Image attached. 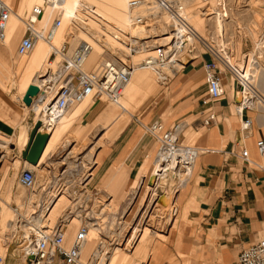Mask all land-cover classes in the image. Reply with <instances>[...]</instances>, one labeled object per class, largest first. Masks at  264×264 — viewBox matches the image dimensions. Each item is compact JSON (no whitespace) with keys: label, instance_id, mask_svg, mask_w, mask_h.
Returning <instances> with one entry per match:
<instances>
[{"label":"rangeland","instance_id":"rangeland-1","mask_svg":"<svg viewBox=\"0 0 264 264\" xmlns=\"http://www.w3.org/2000/svg\"><path fill=\"white\" fill-rule=\"evenodd\" d=\"M4 1L12 5L15 12L20 16L29 12L35 4L42 3L41 0ZM58 1L59 0H56V4L59 6L61 5L60 18L62 20V28L57 35V43L62 44L66 42L68 48L73 49L78 44L82 43L80 41H90L89 37L84 35L89 34L91 31V33L94 34L92 36L93 39H95V41L98 39L95 49L98 54L96 62L101 59L102 53L121 55V52H125L120 49L124 48V43L121 42V45V43L118 42V37L122 36L119 35V33L123 34L124 32H128V0H120V3H123L120 6L115 3L117 0ZM179 1L184 2L189 12L190 22L197 31L206 34V29L210 27L211 30L215 32L221 30L225 33L224 39H222L221 42L225 50H227V60L230 64H233L235 68L241 70V73H244L246 78L250 80V89L256 91L264 99V0H227L229 4V9L227 11L228 18L223 20L217 19V17L211 18L207 16V13H204L205 6L207 5L204 3V0ZM48 6L50 7V5ZM212 6H214V4ZM49 7L46 8V10L49 14L52 11V14L48 19V24L51 23L55 12L52 7ZM65 9L70 13L69 16L66 15ZM155 13V18H157L155 23L160 27H166V25L169 24L168 17L158 12ZM67 17L69 19H67ZM11 21V30L14 33L13 38L8 44L0 45V62L4 61L5 68L8 70L5 75H0V91L2 94H8L12 99H15L26 91L28 86L34 82L43 69L45 71L44 63L48 52L47 46L40 43L29 55L22 58L17 57L15 48L21 38L23 25L22 22L18 21L15 17H12ZM147 29L150 28H145L144 31L138 32L134 30V32H130V34L132 33V36L136 35L138 37H143L146 36L148 32H151L147 31ZM154 36L155 35H150L149 38H146L148 41L147 44L150 45L154 43V39H156ZM73 37H82V39L77 40L73 39ZM39 47L46 52V56L37 70L29 77L31 80L27 86L22 85L21 78L19 79L21 75L19 76L17 65L21 63L22 60L25 61L31 57H35ZM202 53L203 55H207L204 50H202ZM134 54L136 55L131 58L133 62H137L144 57V53L141 51L135 52ZM187 59L188 56L184 55L181 58L182 64L185 63ZM93 65H86L85 63L84 68L90 69ZM180 68L182 67H178V69ZM221 69L223 72L227 73L230 83L237 86V80L233 72L230 71V66H221ZM145 71L153 78L152 89L149 92L144 91L146 95H140V101L129 106V113H127L128 124L133 123L136 118L142 119L143 123L147 122L144 119L145 114H141V112L148 104L156 100V97L162 90L166 89L171 82L169 79L172 78L175 72L170 69L159 72L152 68H147ZM239 91L238 87L237 96L240 101L241 96ZM4 98L6 97L4 96ZM8 101L18 112H25L24 115H27L30 111L27 110V108L31 109L30 116L35 118L36 121L44 118L41 116L40 110L47 103L34 105L32 108L27 106L23 112L14 104V101H10L9 99ZM93 103L94 106L96 105L100 110H104V108H116L115 110L117 112L120 111L117 105L107 102L97 103V101L94 102L93 100L82 103V106L87 108ZM256 103L258 104L254 105L253 109L250 110L264 113V108L259 107V105H264V102L260 100ZM78 105L79 103L73 104L65 115L69 116ZM7 110L10 111L8 108ZM7 110L5 108L1 110L4 116L7 115ZM86 113L87 112H83L82 115L74 118L72 126L76 123L80 124V121L83 119L82 117H84ZM161 114L162 119L166 121L169 116V110ZM191 118L192 117L188 118V121H190ZM90 120L88 116V119H85L84 123L87 124ZM103 122L104 120L101 121V123ZM8 123H10L12 127L19 125L7 121L4 122V124ZM107 124L109 123H106V121L103 125H97L95 122L90 125L85 135L75 140H73L75 138L73 132L75 128L71 126L57 143L51 145L44 159H40V161H42L40 164L41 166H35L34 172L37 183L32 189H25L17 182L19 171L27 166L22 165L21 162H14L15 159H18L16 155L21 152L23 148L20 149L15 144V137L5 136L7 141L9 139L6 147L8 153L5 155V152L1 150L2 148L0 147L1 156L3 154L5 155L2 172L4 169H7L4 180L0 181V234L5 237L11 234L10 224L16 219L13 208L17 207L23 218H30V223H28V219H23L22 222H20L21 230L18 231V233L27 231V227L32 232V230H34L33 227L44 229L63 223L67 229V238L69 239L75 235L81 223L86 224L90 232L85 243L86 245L82 250L83 259H87L91 253L97 249L100 251L98 264H105V262L109 261L108 256L110 252L117 248L115 254L117 255L119 253L121 260L113 264H148V260L151 257L150 250L153 249V254H156V248L159 246V243H171V245L174 243L175 257L181 259V263L184 264V261L188 260V258L181 253L182 250H180V246L181 243H183L182 241L185 240L184 225L186 221L184 217H181L180 195L186 181L190 178L189 175L186 177L179 175L180 179H178L174 176L175 174H173L172 168H170V170L166 172L164 178L158 181V187L157 174L161 166L157 164L153 176V178L156 179L152 180L150 185L147 186V182L142 183V179L139 178L138 181L135 180L131 184V191L128 195L123 191L121 193L119 192L122 177L126 175L124 172L110 175L108 177V188L106 189L97 190V187L94 190L66 192L50 189L48 187V185L53 184L52 177L56 176L62 169L64 170L66 167L73 165V162H75L74 159L77 156L85 155L86 159L90 161L91 170L96 166L95 156L97 152L107 145L108 142L113 141V132L108 129L109 127H106ZM43 128L47 133L48 129H45V127ZM124 128L120 131L122 132ZM198 135V133L190 135L189 130H185L180 141L183 145L189 144L201 147L202 145L196 144ZM154 146L155 149L150 158L152 165L150 169H148L146 176L154 170V161H158L157 159L154 160L158 149L156 142H154ZM14 153H16V155ZM71 155H75L76 157H72ZM256 159L264 162V159L259 156ZM61 160L63 161L61 162ZM146 161H148V159ZM148 166L149 162L146 167L148 168ZM146 176L142 178L147 181L148 178H146ZM183 181H185V183ZM159 189L164 191L167 190L168 192V194L164 192L163 195L166 197L163 202L157 200L159 197L161 198V196H163L156 193ZM169 206L170 209L172 208L174 211L169 212ZM6 242V246L8 247L1 248L2 252L5 253L4 264H30L28 261H23L26 246L22 243L20 237L15 236L11 240L7 239ZM144 247L147 248L145 252L142 251ZM234 257L236 258L235 264H238L237 252L234 254Z\"/></svg>","mask_w":264,"mask_h":264},{"label":"crops","instance_id":"crops-1","mask_svg":"<svg viewBox=\"0 0 264 264\" xmlns=\"http://www.w3.org/2000/svg\"><path fill=\"white\" fill-rule=\"evenodd\" d=\"M50 14L47 20L51 16ZM44 16L40 25L45 22ZM57 35L55 44H59ZM93 35L90 31L84 36L89 37L95 43L93 45L94 53H96L98 39L95 41ZM79 39L81 40L82 37L77 38V40ZM48 56L49 53L46 58L44 57L45 60ZM208 59V55H203L199 59H187L182 68L175 70L166 89L162 90L156 100L148 104L141 114H145L144 119L147 121L145 123L161 119L169 125L173 121L185 120L184 129L189 130L190 135L199 134L196 144L209 149L195 160L189 175L190 178L186 181L180 195L181 217H184L186 221L184 225L185 240L180 246L181 253L188 258L184 264H235L234 254L252 244L264 232V172L252 165H247L238 155L239 146L243 143L248 149L250 157L257 160L255 141L258 138L264 140V113L254 112L250 109L238 111L237 86L230 83L226 72L222 74L223 97L210 105H203L202 99L206 95L207 85L202 61ZM22 62L17 65L19 76ZM7 71L4 61L0 62V75H5ZM30 80L31 78H23L21 83L27 86ZM152 84V76L145 69H137L131 76L130 83L120 95L123 108L119 107V112L115 110L116 108L100 110L96 105L94 106V103L87 108L82 106L83 104H79L69 116L63 114L55 125L43 124L45 129H50L49 140L41 156L43 159L51 145L57 143L71 128L73 119L82 115L83 112L87 113L82 117L80 124L76 123L72 126L75 128L73 140L85 135L90 125L95 122L97 125H103L106 121L109 123L106 127H109L108 129L113 132V141L108 142L97 152L96 166L92 170L90 161L86 159L85 155L77 157L73 155L76 157L73 165L62 169L52 177L53 184L48 185L50 189L66 192L94 190L97 187V190L106 189L109 184L108 177L114 173L122 172L126 175L122 177L119 186L120 193L123 191L128 195L132 182L138 181L139 178L142 179V183L147 182L146 186L150 185L151 177L154 176L157 168L156 160L154 161V170L147 176L146 173L152 165L150 158L155 149V140L142 129L136 120L139 118L128 124L127 113H129V106L140 101V95H146L144 91H151ZM23 94L12 99L11 96L2 94L0 91V147L5 155L8 153L6 147L9 141L5 136L15 137V142L18 134L16 132L22 126L28 139L29 131L36 122V119L30 116L31 109L27 108L30 111L24 115L27 105L22 101ZM8 99L14 101V104L24 113L13 108ZM3 108L10 109V111L7 110L5 116L1 111ZM207 109L216 113L217 120L204 126L202 111ZM168 110L169 116L165 121L162 119L161 113ZM88 116L91 120L85 124L84 121L88 119ZM190 117L192 118L188 121ZM249 117L252 119L250 134L244 139L240 126ZM100 120H104V122L101 123ZM5 121L19 125L12 127L10 123L4 124ZM122 128L124 129L121 132ZM42 129L44 130V128ZM25 144L26 142L24 146ZM233 149L235 150L234 154L231 153ZM14 154L16 155V153ZM5 155L0 156V181H3L7 174V169L2 172ZM16 156L18 159H15L14 162H21L22 165L26 163L21 158L20 152ZM147 159L148 161H146ZM144 176L148 178L147 181L142 178ZM166 193L168 192L166 191ZM157 200L159 201V199ZM168 208L169 212L174 211L172 208L170 209V206ZM145 250H147L146 247L142 248V251L145 252ZM150 252L151 257L148 264H182L181 259L175 257L174 243L172 245L171 243H159L156 254H153V249ZM119 260H121L120 257Z\"/></svg>","mask_w":264,"mask_h":264},{"label":"built area","instance_id":"built-area-1","mask_svg":"<svg viewBox=\"0 0 264 264\" xmlns=\"http://www.w3.org/2000/svg\"><path fill=\"white\" fill-rule=\"evenodd\" d=\"M50 2L55 11L52 21L50 24L40 25L44 5L48 6L51 4ZM127 2L128 32L119 33L122 36L118 37V42L124 43V48L120 49L125 52H121V55L102 53L101 59L92 68L86 69L84 65L92 49L88 41L78 44L73 49L68 48L66 42L52 47L50 57L45 65V68L50 72L44 77L53 75L55 80L52 81L49 88L44 83L39 86V92L35 97H32V103L45 100L50 95V102L45 105L43 111L51 117L66 113L73 104L81 103L85 99L97 101V103L107 102L118 105L121 92L129 83L136 65L152 68L159 72L167 68L175 71L178 67H183L184 63L182 64L181 58L184 55H187L188 59H199L203 55L202 50L209 56L208 60L202 61L207 85L206 95L202 99L203 105H210L223 97L222 74L224 72L221 66H230V71L233 72L237 80V89L239 87L243 96V101L238 103L239 112L243 109H253V106L258 104L256 102L260 100L264 102L261 95L253 89L251 94L253 96L247 97L250 93V89H248L250 80L227 60L228 53L221 42L225 33L221 30L215 32L210 27L206 29V34L197 31L190 22L189 12L183 1L128 0ZM204 3L207 4L204 10L207 16L222 20L228 18L229 4L227 0H204ZM213 4L214 6H212ZM60 6L56 4V0L53 2L52 0H42L41 4H35L29 12L20 16L12 5L7 1L0 0V45H5L9 40V26L12 17L17 18L23 25L21 38L15 48L17 57L29 55L39 41L50 43L55 31L62 25ZM155 12L168 17L169 24L166 27H160L155 23L157 20ZM145 28H150L147 31H151L146 36H132L134 30L136 32L144 31ZM166 31L172 33L169 39L163 37L166 40L161 42L154 40L153 44H147L146 38H149L150 35H155L154 37L157 39L162 37ZM130 32L132 33L130 34ZM139 51L144 53V57L134 63L131 60V55ZM248 101L252 103V106L246 104ZM259 107L264 108V105H259ZM202 113L204 126L217 120L216 113L210 109L202 111ZM136 120L142 129L154 138L158 146L154 160L157 159L158 162L163 161L164 163L173 162L174 165L170 168L178 179H180L179 175L185 177L190 175L198 156L209 150L203 146L181 143L185 120L173 121L169 125L161 119H154L150 123H143L140 119ZM251 123L250 117L241 123L240 128L244 139L250 134ZM255 144L258 156L264 159V140L258 138ZM234 151V149L231 150V153L234 154ZM238 155L247 165H252L264 172V162L253 160L243 143L239 146ZM17 182L25 189L34 188L37 183L34 170L27 166L23 167L17 175ZM183 182L185 183V181ZM13 211L16 219L10 224L11 234L7 237L0 234V264L5 263V253L1 248L8 247L6 246L7 239L11 240L15 236L20 237L26 246L24 262L28 261L30 264H98L100 252L97 249L87 259L82 257V250L86 245L89 231L86 224L81 223L75 235L69 239L63 223L44 229L33 227L35 232L32 234L26 231L18 233L21 230L20 222L23 219H28V223H30V218H22L17 207L13 208ZM30 255H32L31 259ZM237 256L238 264H264V232L252 244L242 248Z\"/></svg>","mask_w":264,"mask_h":264},{"label":"bare ground","instance_id":"bare-ground-1","mask_svg":"<svg viewBox=\"0 0 264 264\" xmlns=\"http://www.w3.org/2000/svg\"><path fill=\"white\" fill-rule=\"evenodd\" d=\"M42 1V0H41ZM69 1V0H68ZM113 1H115V0H113ZM52 2H53V0H52ZM51 3V2H50ZM115 3H117V5L118 6H120V5H122L123 3H120V0H117V1H115ZM37 4H41V3H37ZM128 4V3H127ZM49 6H46V5H44V12H43V15L41 16V19L43 18V16L45 15V13H46V17L44 16V20H47V17H48V15H49V13L46 11V8H48ZM50 7H52V9H53V4L51 3L50 4ZM49 7V8H50ZM65 12H66V15L67 16H69L70 15V13L65 9ZM51 14H52V11H51ZM50 14V15H51ZM128 18V17H127ZM40 19V20H41ZM67 19H69L68 17H67ZM163 19H166V18H163ZM128 20H129V18H128ZM11 21V20H10ZM12 22V21H11ZM11 22H10V26H9V34H8V37H9V40L6 42V44H8L11 40H12V38H13V31L11 30ZM129 22V21H128ZM49 23V21L47 20V21H45L44 22V24H48ZM43 24V25H44ZM61 28V26L55 31V33H54V37H53V39H52V41L50 42V43H46V42H43V41H39L38 42V44L39 43H43L44 45H46L47 46V52L49 53V56H48V58L50 57V54H51V49H52V47H54V46H59L60 44H55V39H56V35L58 34V31H59V29ZM171 32H167L166 31V33H164L163 35H162V37H159V38H157V39H154L155 40V42H157V41H164V40H166V39H169L170 37H171ZM163 37H166V39H163ZM73 39H77V38H75V37H73ZM70 40V39H69ZM72 41V40H71ZM87 41V40H86ZM86 41H80V42H86ZM90 44H91V46H92V49H91V52L89 53V55H88V57H87V61H86V65H92L95 61H96V58H97V56H98V54L97 53H94L95 51H94V45H93V41H88ZM38 44L34 47V49L33 50H35L36 49V47L38 46ZM32 50V51H33ZM31 51V52H32ZM46 51V50H45ZM30 52V53H31ZM94 53V54H93ZM136 54H133V55H131V58L132 57H134ZM46 56V52H44V50L41 48V47H39L38 48V51H37V55L35 56V57H31L30 59H27V60H25V61H23L22 62V64H21V66H20V71H21V79H23V78H29L31 75H32V73H34L36 70H37V68L39 67V65H40V63H42V61H43V59H44V57ZM22 57H24V56H22ZM21 57V58H22ZM43 57V58H42ZM48 58L45 60V65H46V63H47V60H48ZM96 63V62H95ZM94 63V64H95ZM135 63V62H134ZM45 65H44V68H45ZM42 69H43V67H42ZM137 69H147V67H144V66H140V65H136V67H135V70H137ZM149 69V68H148ZM168 69V68H167ZM167 69H165V70H167ZM135 70H134V72H135ZM164 70V71H165ZM49 72H50V70H48L47 68H45V71H44V69L39 73V75L36 77V79L34 80V82L32 83L33 85H36L37 87H39V86H42V84L44 83V84H47L46 85V87H51V83H52V81H54L55 80V77L52 75V77H44V76H46V75H48L49 74ZM133 72V73H134ZM133 73H132V75H133ZM50 74H52V73H50ZM248 77V76H247ZM131 79V78H130ZM129 83H130V80L128 81ZM128 83V84H129ZM127 84V85H128ZM126 85V86H127ZM126 86L124 87V89L126 88ZM123 89V90H124ZM248 89H250V87H248ZM122 90V91H123ZM249 94L247 95V97H249V98H251L253 95H251V92H253L251 89L249 90ZM122 93V92H121ZM239 93H240V101H239V103H241L242 101H243V96H242V93L239 91ZM50 99H51V96L49 95V96H47V98L45 99V100H42V101H35V102H33L29 107L30 108H32L34 105H40V104H44V103H49L50 102ZM120 99V98H119ZM88 101H90V99H85L83 102H81V103H79V104H82V103H85V102H88ZM254 103V102H253ZM247 105L249 104L250 106H252V103H249V101H248V103H246ZM118 107H121V108H123V106L121 105V99H120V101H119V104L117 105ZM45 107V106H44ZM44 107H42V109L40 110V114H41V116H43L44 118L43 119H41V121H42V124H47L48 126H53V125H55V123H56V121L63 115V114H65V113H63L62 115H59V116H57V117H51V116H48L46 113H44V111H43V109H44ZM46 129H48V128H46ZM43 130V129H42ZM49 130L50 129H48V131H47V133H49ZM18 134H17V137H16V141H15V144L21 149L23 146H24V143L26 142V140H27V136H26V132L24 133V129H23V127L22 126H20L19 128H18V132H17ZM49 140V139H48ZM48 142V141H47ZM11 144H13V143H11ZM46 145H47V143H46ZM45 145V146H46ZM45 148V147H44ZM45 150V149H44ZM44 152V151H43ZM43 154V153H42ZM9 155V154H8ZM42 156V155H41ZM41 159V158H40ZM41 162L42 161H40L39 160V162H38V164L37 165H31V164H28L27 162L24 164V165H27V166H29L31 169H33V170H35V166H41L40 164H41ZM157 162V164H160V168H159V173L157 174V185H158V187H159V182L158 181H160L162 178H164V176L166 175V172H167V170L170 168V166H173L174 165V163L173 162H168V163H164L163 161H156ZM172 179V178H171ZM175 182V181H174ZM169 186V185H168ZM164 188V187H163ZM175 189V188H174ZM167 191V190H166ZM166 191H164V190H162V189H159V191L158 192H156L157 194H159V195H163L164 194V192H166ZM174 191V190H173ZM169 192H171V191H169ZM166 194H168V193H166ZM172 194V193H171ZM171 194H170V196H171ZM173 196V195H172ZM164 199H165V197H161V200H162V202L164 201ZM22 218H23V216H22ZM94 223V222H93ZM92 224V223H91ZM90 224V225H91ZM96 224V223H95ZM41 226V225H40ZM45 227V226H44ZM26 232L27 233H29V234H32V233H34L35 231L34 230H32V232H31V230L30 229H28V227L26 228ZM89 232L90 231H88V234H89ZM88 234H87V239H88ZM100 246V245H99ZM117 249V248H116ZM116 249L115 250H113L112 252H110V255L108 256V258H109V261L108 262H105V264H110V263H112L113 261L115 262L116 260H119V254H115L116 253ZM100 252V251H99ZM107 260V259H106Z\"/></svg>","mask_w":264,"mask_h":264},{"label":"water","instance_id":"water-1","mask_svg":"<svg viewBox=\"0 0 264 264\" xmlns=\"http://www.w3.org/2000/svg\"><path fill=\"white\" fill-rule=\"evenodd\" d=\"M38 92L39 88L36 85L30 84L26 89L25 93L23 94L22 101L27 106H30L32 104V97H35ZM48 139L49 134L42 130V121H36L31 130L29 131V136L23 150H21L20 152L23 161L31 165H37ZM151 178L152 180L156 179L153 177ZM159 202H162L160 197ZM29 258L31 259L32 255H30Z\"/></svg>","mask_w":264,"mask_h":264}]
</instances>
